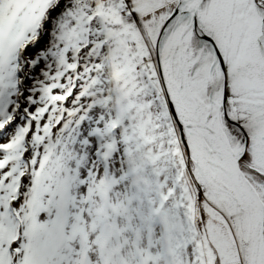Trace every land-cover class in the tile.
<instances>
[{"label":"snow or ice","instance_id":"6c2138e0","mask_svg":"<svg viewBox=\"0 0 264 264\" xmlns=\"http://www.w3.org/2000/svg\"><path fill=\"white\" fill-rule=\"evenodd\" d=\"M0 264H264V0H0Z\"/></svg>","mask_w":264,"mask_h":264}]
</instances>
